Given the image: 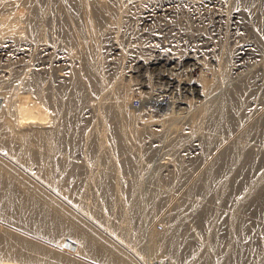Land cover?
Returning a JSON list of instances; mask_svg holds the SVG:
<instances>
[{
	"label": "bare ground",
	"instance_id": "6f19581e",
	"mask_svg": "<svg viewBox=\"0 0 264 264\" xmlns=\"http://www.w3.org/2000/svg\"><path fill=\"white\" fill-rule=\"evenodd\" d=\"M137 1H139L140 3H143L142 5H137V6H140L141 9L144 8L145 13H146V15L144 16L145 20L149 21L150 17L153 15V12L155 11V9L154 10L151 9L152 7L149 8L150 3L156 4V7L158 4L159 6L158 12L161 10L160 13L162 14V10L167 11L170 9L171 6H174V5L177 6L179 3L180 5L181 3L182 5L185 4L181 8H186L184 6H187L188 8V6H190L194 10L195 9L198 10L200 7L206 8V6H210L211 4L214 5V3L218 0H141V1L137 0ZM220 1L222 2V0ZM220 1L218 2L220 3ZM240 1H242V3L244 2V4L246 5L250 4L252 1H255V2L258 1L259 6L260 5L262 7L264 6V0H240ZM240 1L238 3H240ZM130 2L132 3L133 0H0V55L2 56L4 54L6 55L8 53L7 50L9 48L13 49L12 46L13 47L17 46L16 48H19L21 47V44H26V43L36 44L35 45L36 47L38 46L37 44L39 45L41 44L40 46H42L45 49L48 46V44L52 43V41L54 40V39L52 40V38L57 36V33H54L56 35L52 33V32H57V30L60 34V36H57L60 38L56 39L55 37L56 40L54 42L58 41L57 46L63 47L64 51H66L70 47L69 48L70 51L68 50L69 53H67L66 51L68 55L64 53L65 57H63L64 54L63 56H60L58 58L56 57L57 62L60 61L62 62V65L69 67V70L66 68L69 74L68 75L67 73L65 74L64 73L65 68H62V70L64 71L62 72L60 71V73L56 75V80H58V83L56 80L55 82L52 80L53 90L42 86L44 83L43 80L51 71L48 72V74L44 77L43 80L41 78L42 75H40V72L38 73V69L37 71L35 69V72H32V73H28V71H26L28 70L26 69L28 68L27 66H31L32 59L29 62L27 61V64L24 63V61H26L25 59H23V61L21 60V62H23V64H25L26 66V67L24 66V69L19 66L20 69H23L21 72L19 70H18L19 72H13L12 68H15V67H12V68L10 67L7 69L5 68L4 70L1 69L2 71H0V89H2V92H3V95L0 96V219H2V221L9 223L10 225H15L17 227L26 229L27 231H32V233L34 232V234L36 233L37 235H40L48 240H51L52 242L55 243V246H57V247H49L39 241L31 239L30 237L22 233H19L18 231L11 229L10 227L5 226V224L4 225L0 224V264H89L81 260L80 258H78L76 255H85L89 258H94L96 261H99L103 264H145V262L147 263L148 262L147 259H149L147 258L148 256L144 254L142 255L140 254V252L144 250V244L141 240L140 232H137V231L134 232V227L137 224L136 222L141 221L139 218L140 216H138L139 219L138 221L135 222L136 224L133 227L134 216H132V214L135 215V213H138L137 211L141 209L143 206L140 204V201L144 200L142 199L143 194L141 191L143 187V185L141 187V184H143L141 180L144 178V175L142 174V172H143V168L146 169V165L144 164V161L146 160V156H150L152 153V149L150 148V146H147L146 138L149 137L150 139L153 136L155 137L157 136L159 139V137L161 138V135L163 136V134H166L168 132L170 133V135H168V138L172 139V143H174L173 141L175 139L178 140V138L181 137L182 134L186 135V137L188 136V140L190 139L189 136L192 137L191 139H194L195 137L197 138L198 136L197 139H199V142L201 144V146L200 145L199 146L202 149L201 150L202 154L199 159H195L193 161L185 160L187 162L190 161L189 163H187L183 161L184 159L181 156L180 157L182 159L178 156L179 153H177V151H181V150H176L175 144H173L175 148L172 147L171 146L172 144H171L170 147L169 145L168 147L175 150V151H172V149H170L172 152L171 154H173L174 152V158H172L171 161L169 160L170 162H166L161 165H159L161 162L158 163V167L155 168V169L157 168L161 169L162 166L169 167L170 172H171L170 180L164 182L160 178V175L158 176L156 174L155 176L153 174L156 172H153L151 173L153 175L152 176L149 170V174L153 177L151 178L150 176V179H152V182H153V179L155 178L154 184L151 181H149L152 184V185L149 184V186L150 187L153 186L152 191L150 190L151 191L150 192L147 190L148 193L150 192V197H151L150 198L148 196L147 199L149 198L152 199L154 203V205L152 204L154 206L153 209H155L156 210L155 212L158 214L157 209L161 207L162 203L166 199L170 203L168 204V207L166 206L167 208H170L166 210V213L167 212L168 213L165 214L164 211L161 212L165 214V218L162 219L163 217L161 216H163L164 214L163 215L161 214L160 217L162 220L159 219V223L156 219L160 217H157V218H155L154 216L152 217V218H155L153 220H156L157 222L154 221L153 224L151 223L152 224L151 229L154 227L153 225H156V223H158V227L155 229L156 230L155 234L154 233H153L154 235L151 234L154 236L153 238L154 242H153L152 250H151V253H153L152 256L157 257L167 252L170 256L169 257L170 260L173 262H176L177 264L178 263L179 264H264V224H262V222L260 221V219L264 221L263 219L264 218V107L258 111L257 109H255L256 111H253L255 113H249L250 109L252 108L251 109L252 111L254 110L253 108L256 106L254 105L253 107V104L256 103L258 105L257 100L251 97L252 95H255L253 94L254 84L250 83L251 81L254 80L253 76H250L253 79L250 82L245 79L239 82L234 87L232 86V88L229 89L228 91L226 90L227 92H224V90H222L225 94L223 93L224 95L219 97V99L215 98L217 100L216 101L214 100V102L211 101L212 102L211 104L207 103L208 99L206 100L207 104H204V102L200 103L199 101H198V104H196L197 101L195 100L194 97L186 98L187 100L189 99L188 100L189 102L187 103L190 104V106H193L194 104L197 105V107L191 110V112L188 115L186 113L178 114L177 113L178 111L175 112V109H174V112L167 111L168 113L166 112L164 114L160 112L163 116L155 117L154 114H144V112H142L141 110L140 112L139 110L137 111L133 107L131 108L130 106H128V102H130V99L132 98L130 88L131 86L135 87V85H133L135 83L131 82L130 80V82H128L126 86L124 84L125 88L124 87L123 88L126 89L127 87V90H128V93L126 94L125 92H123L121 87H119L120 85L118 84V80H117L118 78H116L118 76H116V74H115V79H113L110 82L109 81L110 79L109 77L111 74L110 70L107 68L109 71H106L107 69L105 68L106 61H108L107 56H106L108 53L106 54L107 51L105 52L106 50L105 47H102V50H101L103 35L105 36L104 39L106 38L107 35H109L108 33L105 35L106 31L108 30L107 28L111 30L110 27L115 26L116 24H119L120 26V24L123 22V19H125L126 21V16L124 18L123 15L124 13L127 14L126 11H128L130 8L129 7ZM135 2L136 1L134 0V3ZM176 2H178V4H175ZM131 7H132L131 11H133V6ZM177 7L180 8L179 6ZM49 9L54 10L53 14L55 15L53 16H54V19L56 18V20L53 22H56L54 23V26L56 25L57 27V30L55 29L56 31L51 30L52 31L51 33L53 35L50 34L52 35V38L49 36L50 39L47 37V34L49 32L48 33L46 32V35L44 34L45 32H43L44 30L46 31L47 28L45 27L49 23V20H48L49 18L48 12H50ZM208 9L209 8L203 9V10L207 11ZM137 10H140V9L137 8ZM171 10L174 11V9H171ZM196 10L195 12H197ZM166 11H165V14H166ZM191 11L190 12L188 11V14L191 13ZM221 13H223V11ZM221 13L219 12L218 14L221 15ZM229 13L231 14V12ZM137 14H139V12L135 11L134 16ZM142 14L140 12L141 16ZM170 14H172V11L170 12ZM185 14L187 15V18H189L188 14L187 13ZM130 16L128 15L127 17H130ZM166 16L164 17L166 18ZM192 16L194 15L192 14ZM154 18H156V16ZM161 18H162L161 20H158L160 21V23L161 21H163V17ZM217 18L219 17H216V20ZM231 18H232L231 20H233V17ZM143 19L144 18H142V20ZM152 19L150 20L151 22H152ZM153 20H156V19H153ZM236 20L238 19L236 18ZM155 22L157 21H154L153 23L156 26H159L157 24H160V23L156 24ZM186 22L190 23V21H186ZM237 23H234V25ZM135 24H136L135 27H138L137 26L138 22ZM148 24L151 26V23H148ZM212 24H215V23L212 22ZM143 25L145 24H142V26ZM156 26L154 27L156 28ZM144 27L143 29L142 28L140 29L144 30ZM185 27H183V29H185ZM204 27L206 26L204 25ZM116 28L117 27H115L113 30H115ZM123 28L121 31H124ZM162 28L164 29V27ZM165 28H167L166 25H165ZM168 28L170 29L169 26ZM105 29L107 30L105 31V33H103ZM140 29L138 28V31ZM160 29L161 28H159L158 30L160 31ZM187 29H190L189 26ZM204 29L205 28H202L203 31ZM155 31L157 30L155 29ZM188 31L191 36L190 30ZM162 32H160V34H162ZM42 33L45 35L44 38L46 37L47 39L51 40V42L48 41V43H46L44 40L42 41V39H44L43 37L41 38ZM171 33L172 32L170 31V36L172 35ZM186 33L184 32L183 34H186ZM154 34L155 33H153L152 36ZM156 34H158V32ZM193 35L194 33H192V36ZM145 36H148V35H145ZM145 36L143 35V38ZM176 36H175V39H176ZM253 37H256V36L254 35ZM112 39L113 37L111 38V40ZM162 39H160L159 41H161ZM109 40L110 38L108 39V41L106 38L107 42L111 41ZM115 40H117L116 36H115L114 42ZM147 40L149 41V39ZM185 40L187 39L185 38ZM246 40H249V38ZM106 41L104 42L106 43ZM121 41H120L119 46L122 44ZM123 41L124 42L126 41V43L128 44L129 40L127 41L124 39ZM150 41H149V45H150ZM152 41H151V44H153ZM155 41H156V38L154 42ZM157 41L155 43H157ZM214 41L216 42V40ZM241 41L243 42L244 40H241ZM256 41H258V39H256ZM131 42L132 41L130 38L129 45L131 44ZM142 42L144 43V41ZM142 42H138V44L137 43L136 44L139 45V43H142ZM162 42H165V40H163ZM168 42L170 43V40L167 41V44ZM178 42L180 41L178 40ZM239 42L237 43L239 44ZM244 42H247L249 44L248 41H244ZM159 43L157 45L162 46ZM173 43L171 44L173 45ZM259 43L264 47V44H262L260 41L258 42V44ZM67 44H70V46H68ZM145 44H147V42ZM258 44H256V47ZM129 45H126V46H129ZM143 45H139V48L141 46L142 47L145 46ZM153 45L151 46L153 47ZM64 46H68V47L66 48ZM116 46L118 45H115V47ZM252 46L253 44L251 45L252 49L255 48L254 46L253 47ZM260 46L258 45L259 48L257 50L264 49V48H260ZM23 47H25V45L22 46V48ZM56 47L54 48L55 50H56ZM129 47H127L128 50H129ZM154 47L156 49V45H154ZM163 47L166 48V46H163ZM163 47L161 49L165 52L166 49L164 48L165 49L164 50ZM32 48H34V45ZM110 48H114V47L112 46ZM169 48L171 47H168L167 49ZM37 49L38 48H36V50L31 49L34 51H29L28 54L30 52L35 53ZM103 49L105 50L103 51ZM119 49L120 48H118V50ZM175 49L177 50V48ZM196 49H194V51ZM211 49H215V48L212 47ZM238 49L237 51L241 49L243 50L245 48L243 47L239 50ZM22 50L24 51V48ZM41 50L43 49L40 48L39 51ZM215 50H213L214 53L212 52L211 54L212 56H216L215 52L217 51ZM233 50H235V47H233ZM8 51L11 52V50H8ZM144 51H142L143 53L141 52V55L145 53ZM146 51H147V48H146ZM194 51L192 50V52ZM223 51L225 50H222V52L220 51V53L222 54ZM228 51H230V49H228ZM232 51L228 53H230L231 55L233 53V55L235 56V53ZM245 51L247 50L245 49ZM262 51L264 52V50ZM121 52H122L121 54L123 55L124 50ZM180 52L181 51L178 52L179 55L182 54V52L181 54ZM226 52H224L226 54V55L224 54V57L227 56ZM252 52L254 51H251L250 53ZM31 53H30V56L32 57L34 53L33 55ZM126 53L127 52H125V54ZM147 53H149L148 54L149 56L151 54L154 57L153 55L154 53L152 54L150 51H147L146 55ZM256 53H259V52L256 51ZM260 53L263 55L262 52ZM230 54L228 55V57H231ZM252 54L254 55L255 53H252ZM38 55L41 56L40 53L37 54V56ZM51 55H54L55 57L56 54L52 53ZM138 55L140 54L138 53ZM146 55L144 54L142 56L144 57ZM196 55L194 53L193 56H196ZM251 55H247L246 57L249 58L248 56H251ZM12 56L6 55L5 58L7 57L12 58ZM30 56L26 58H31ZM124 56H121V59ZM149 56L147 57L149 58ZM173 56L174 55H171L170 57H173ZM184 56H187V55H184ZM188 56H189V53H188ZM54 57H52L51 59H53ZM217 57L218 56H216V58ZM228 57H225L228 59L226 60V63L223 62V64L220 63V65H217L219 67L216 70H214L216 67V64L213 70L212 69L209 70V72L211 70L214 71L213 72L214 75H210L212 77H209V75L206 72L202 71L206 66L210 67L208 66L210 62H208V60H206L204 57L202 58L203 59L202 64L205 65V67L203 66V68H201L200 66V69L202 70H198V71L199 72L201 71V72L198 73L197 77L194 76L195 78L193 77L194 79H191L194 82H195V79L198 80L197 82H199L198 84L201 86L202 88L201 90L203 91V93L205 91V94L204 95L202 94V96L206 95V91L209 94L208 91H212V88L215 85L221 82H224L225 84L226 81L224 80H227L228 77L230 78L229 74H232V73H229L231 70L230 68H233L232 66L234 64L232 66L229 65L231 61L229 60ZM252 57H251V61L252 59H254ZM47 58L48 57L46 56V59ZM130 58L131 57H129L128 60ZM151 58L152 57H150V59ZM178 58H179L178 59L179 61L180 56ZM220 58H223V57L220 55L218 59ZM247 58H244V59H247ZM51 59L48 58V60H51ZM117 59L121 61L120 58L117 57L115 59L113 57V60L115 62ZM133 59H135V55ZM13 60H16V58ZM34 60H37V58ZM38 60L40 61L42 59L40 58ZM124 60H122V63L124 62ZM200 60L199 61L197 60L198 63L200 62ZM220 60L219 61L217 60L218 64ZM240 60H243V59H239V61ZM74 61H77L76 65L72 64ZM239 61H238V64L242 63L240 64L242 66L244 60L242 62L241 61L239 62ZM112 62H111V65L112 66L114 65L113 68L119 65L117 64L118 62H116V65L115 63L112 64ZM164 62H162V64ZM0 63H2V61ZM13 63L15 64L17 62L14 61ZM13 63H10V64L12 65ZM34 63L36 64L35 61ZM248 63L250 64V61ZM262 63L264 64V62ZM14 64L12 66H14ZM52 64L50 65V68L52 67ZM40 65L43 66V64H40ZM199 65L197 64V66ZM212 65L210 68L213 67ZM34 67H38V65L36 64V66ZM192 67L193 66H191V69ZM129 68H130V65H129ZM262 68L264 67L262 66ZM114 69H115L114 71L115 73H117L119 70L120 71L122 70V69L118 70L117 68H114ZM116 69L118 71H116ZM179 69L181 68H178V70ZM258 69L260 70V66ZM111 70L113 72L112 68ZM194 70L196 71L197 69L195 68L193 69V71ZM105 71L109 72L108 78L106 77L108 74H106ZM232 71H235V70L232 69ZM124 72L126 74L127 71L124 70L123 74ZM185 72H186V69H185ZM149 73H146V74H149ZM174 73H176V71ZM211 73L212 72H210V74ZM233 73L235 74V72ZM41 74H43V72ZM52 75H50V77ZM112 75L114 76V74ZM150 76H153V75H150ZM256 76L259 77L261 75H257L256 73V75H254V78ZM50 77H47V78H50ZM121 77L122 76H120V78ZM129 77L131 79V76ZM146 77L148 79V76ZM52 78L54 79L53 76ZM150 78H154V77H150ZM263 78H261L260 80H262ZM179 79L182 80L183 78H180L179 76ZM133 80L134 78L132 79V81ZM191 80L190 82L192 83ZM169 81L171 82V85L169 86V89L167 90H170L171 87L175 86L176 80L173 78V74H172V79ZM41 82H42V85H41ZM141 82L143 81L141 80ZM263 82H264V79L262 83ZM147 83H149V81ZM157 85L158 84H155L154 86H157ZM149 88L150 86L148 87V89ZM165 88L164 89L163 87L160 88L159 92H157L156 95H153L152 96L153 98L151 99L164 102L165 98L163 96L164 95L163 91H166ZM217 88H220V87H216L215 89ZM140 89L141 88L139 87V90ZM258 89H259V86H258ZM260 90L262 91V88ZM132 92H133V88H132ZM137 92H139L141 95L142 93L144 94L147 91L144 92L142 89ZM149 92L146 93V96L148 95ZM180 92L182 93V91ZM135 97L137 98V96ZM251 98L254 99V101L256 100V102L254 103L253 101H251L252 100ZM141 100H142V97H141ZM210 100H212V98ZM184 101L186 100L184 99ZM249 101L252 102L251 104L252 107L248 109L249 110L248 111L247 108L249 107L247 106L250 103ZM153 102L154 100L151 101V103ZM258 102H260V100ZM90 106L94 107L93 109H95L96 116L94 112L93 114L97 120L96 121L94 119L96 124L93 127H91V129L85 126L87 124H85L86 120H84L83 118L84 114L85 115L87 114L85 110L87 108H91ZM261 106L258 108H261ZM146 108L148 109L149 106L148 107L146 106ZM151 108L153 107L151 106ZM144 111H147V110L145 109ZM87 112H88V109H87ZM89 112H88V115H89ZM162 112H163V107H162ZM142 115H146L148 117L145 116L144 118L146 119L143 118L144 119L143 120ZM182 117H186L187 126L189 125L188 130H185L186 132L184 131L182 132L183 125H185L183 123H186V122L179 121V118H182ZM90 119L92 120L93 117ZM89 123L90 122H88V126H89ZM90 124L92 125L93 123H90ZM171 133H173L174 135H172ZM192 135H194L195 137L193 138ZM166 137L164 138L166 139ZM186 137H183V138L186 139ZM185 139L184 141H188ZM197 139H194V141L193 142L191 141V142L195 143V140ZM161 140L162 139H160V141ZM177 140L175 141L177 142ZM179 140H182V143L177 142L178 144H181L180 145L181 147L179 146L178 149H181L182 146L183 147L185 146L182 144L185 143L187 145V143L190 142L189 140L187 143L186 142L183 143L182 138ZM160 141L154 140V144L152 143V146L153 145L155 146L156 144L155 142L159 143ZM165 142L166 140L163 143ZM176 146L178 147V145ZM81 147L84 149V152L81 151L80 149ZM192 148L194 147H191L188 149H192ZM79 149L82 152L80 156L81 155L83 156V153L85 154L84 155L85 158L82 157L84 158V162H81V163L78 157H75V153ZM162 149L166 151L165 147H163ZM155 152L156 151L154 150V154ZM167 152H170V151L168 150ZM199 152H200V149H199ZM154 154L152 156H154ZM184 154L186 155L187 153L185 152ZM188 155L190 154H187V156ZM142 158L145 160H143ZM154 159H155V156H154ZM157 159L159 160V158H156V161ZM148 163L149 162H147V166H148ZM144 165L145 167H143ZM151 165H153V161ZM162 168L164 169V167ZM86 169L88 170V172L89 170L91 172L89 173L90 175L89 174L86 175L87 173L84 174L88 176L87 180L85 179L86 177L83 175ZM166 171L167 170H165L164 172ZM82 175L84 176V180H85L84 182L82 180L83 179ZM142 175H143V178L141 179ZM168 175L169 174H167V176ZM147 179H148V175H147ZM147 179L146 181H144L145 185H146ZM149 186L148 188H150ZM146 187L144 188L147 189ZM119 188L120 189L123 188L124 191L123 190L120 191ZM49 189H54V191H50ZM118 191H120V193L122 194L118 195ZM147 191L144 193H147ZM119 196H121L120 198L124 202L123 204L124 207H121V209L124 208L122 209V211H124L125 213H121V214H125L126 218H128V220L126 221L127 223L125 222V224L123 221L119 223L120 220L117 217H115L117 218L116 219L117 223L110 217L111 215L115 216L113 213H116V211L113 212V210H115L113 209L114 208L113 206H115L114 202L115 200L118 199L117 197ZM63 198L65 200H69V202L70 201L73 202V205L76 204L75 205L76 207L79 206L80 208L78 209L79 211L82 208H84L87 211L85 212L93 217L92 218L93 220L95 217V220L97 219L96 221L98 220L101 221L100 223L107 226L108 230L110 229L112 233L116 234L120 238V240H122L126 244L127 247L129 246L130 248H132L137 253L138 257L135 258L136 256L134 257L133 255L128 253L125 249L121 247V245L119 246L117 243H115L116 241L110 240L101 231L93 227L89 222L84 220L77 213H75L73 210L65 206L63 203ZM120 198L119 200H121ZM122 201H121V204H122ZM144 203H146V199ZM146 204H145V207H146ZM228 204H230L229 205L230 208H227L229 207L227 206ZM163 205H166V204H163ZM120 206H118V209L120 208ZM149 211H152L151 208H149L148 212ZM153 214L154 212L152 213V215ZM142 215H141V219L142 217H144V220H145L148 214H145V216L144 215L142 216ZM136 216L137 215H135V218ZM155 216H158V215H155ZM142 224H143V221H142ZM144 224H145V221H144ZM144 224L142 228L144 227ZM149 224H150V221H149ZM137 226H139V224ZM142 228H141V232L143 231ZM149 231L151 233L154 232V230L153 231L148 230L147 232L149 233ZM116 235L115 237L118 238ZM143 238L146 240L145 237ZM147 240L151 241L152 239H147ZM259 241L261 243H259ZM123 242L122 244H124ZM64 245H66V248L63 247ZM58 247H61V249H59ZM158 258L160 259V257ZM166 258L164 259L161 258V260L162 259L165 260ZM152 259L150 258V260ZM156 264H157V261H156Z\"/></svg>",
	"mask_w": 264,
	"mask_h": 264
},
{
	"label": "rangeland",
	"instance_id": "374dc122",
	"mask_svg": "<svg viewBox=\"0 0 264 264\" xmlns=\"http://www.w3.org/2000/svg\"><path fill=\"white\" fill-rule=\"evenodd\" d=\"M136 2L134 3V0H133V2L131 3L130 2V4H129V13H128V11H126L127 12V14L126 13H124V18H125V16H126V21H125V19H123V22L120 24V26H119V24H116L115 26H112V27H110L111 28V30L109 29V28H107V29H105L104 30V32L103 33H105V31H106V33H105V35L108 33L109 35H110V33H111V35L109 36V35H107L106 36V38H107V41H108V39L110 38V40H111V38L113 37V39L110 41V42H107L106 41V38L104 39V35H103V41H102V46H101V50H102V47H105V49H103V51L105 50V52H106V56H107V60L108 61H106V65H105V68L107 69H109L110 70V77H109V72H106V71H109L108 69L105 71V73L106 74H108L106 77L108 78H110L109 79V81L111 82L113 79H115V74H116V76H118V77H116V78H118L117 80H118V84L120 85L119 87H121V89L123 90V92H125L126 94L128 93V90H127V87H126V89H124L125 88V86H126V84L128 83V82H130V80H131V82H133V83H135V84H133V85H135V87L133 86H131V94H132V98L130 99V102H128V106H130L131 108L133 107V108H135L137 111L139 110H141L142 112H144V114H154L155 115V117L157 116V117H161V116H163L162 114H164V113H166L167 111L168 112H174V109H175V112H177L178 114H189L190 112H191V110H193V109H195L196 107H197V105L196 104H198V101L201 103V102H204V104H211L212 102H214V100L216 101L217 99H219V97H221L222 95H224L225 93L224 92H227L229 89H231L232 88V86L234 87L235 85H237L239 82H241V81H243V80H248L249 82L251 81V80H253V81H251L250 83L251 84H254L253 85V88H254V93L253 94H255L256 95V97H255V95H252L251 97L252 98H255L256 100H257V103H258V105H263L264 104V82L262 83V81H263V77H264V75H262V74H264V68H262V66L264 67V64L262 63V62H264V52L262 51V50H264V49H259V50H257L259 47H258V45L260 46L261 44L259 43L258 44V42L260 41L262 44H264V40H263V38H264V9H263V7L260 5L259 6V2L257 3V2H255V1H252L250 4H244V2L242 3V1H240V3H238L239 1L238 0H222V2L220 1V0H218V1H220V3L218 2V1H216L215 3H214V5L213 4H211L210 6H206V8L205 7H200L198 10H196L197 12H195V10L192 8V7H190V6H188V8H187V6H184V7H186L187 9H188V11L190 12L191 10V13H189L188 14V11H187V9L186 8H181L183 5H185V4H183L182 5V3H181V5H180V3L178 4V2H176L175 4H178L177 6H179L180 8H178L176 5H174V6H171L170 7V9L169 10H162V14H164V15H162L160 12H161V10L158 12V4H157V7H156V4H154V3H150L149 4V8H151V9H155V11L153 12V15L150 17V19H149V21L153 18V19H156V20H153L152 19V22L150 21H148V20H145V15H146V13H145V10H144V8H142L141 9V7L140 6H137V5H142L143 3H140L139 1H137V0H135ZM141 1V0H140ZM138 3V4H137ZM134 4H136V5H134ZM153 4V5H152ZM217 4H219V5H217ZM221 4V5H220ZM133 6V11H131V9H132V7L131 6ZM219 6V7H217V6ZM215 6V7H214ZM135 7H136V9H135ZM156 7V8H155ZM51 8V7H50ZM137 8L138 9H140V10H137ZM178 8V9H177ZM207 8H209L207 11L206 10H203V9H207ZM215 8V9H214ZM171 9H174V11L173 10H171ZM186 9V10H185ZM142 10V11H141ZM144 10V11H143ZM183 10V11H182ZM218 10V11H217ZM219 10H221V11H219ZM49 11L50 12H48L49 13V18H48V20H49V23H48V25L45 27V28H47L48 29V31H47V29H46V31L44 30H42L43 32H45L44 34L46 35V32L48 33L47 34V37L49 38V36L52 38V35L54 34V33H57V36H60V34H59V32H58V30H57V27H56V25L54 26V23H56V22H53V21H55L56 20V18L54 19V16L53 15H55V14H53L54 13V10H51V9H49ZM135 11L137 12H139V14H137V15H139V16H137V15H135L134 16V13H135ZM157 11V12H156ZM165 11H166V14H165ZM172 11V14H170V12ZM205 11V12H204ZM223 11V13H221ZM52 12V13H51ZM140 12H141V14H142V16L140 15ZM194 12V13H193ZM199 12V13H198ZM201 12V13H200ZM203 12V13H202ZM213 12V13H212ZM221 13V15H219L218 13ZM229 12H231V14L229 13ZM238 14H237V13ZM145 13V14H144ZM158 13V14H157ZM185 13H187L188 14V17L190 18H187V15L185 14ZM215 13V14H214ZM225 13V14H224ZM231 15H229V14ZM130 14H131V16H130ZM169 14V15H168ZM192 14L194 15V16H192ZM198 14H200V15H198ZM229 16H228V15ZM234 14H235V16H234ZM50 15H52V16H50ZM130 16V17H127V16ZM167 15V16H166ZM184 15V16H183ZM186 15V16H185ZM196 15V16H195ZM239 16V18H238V16ZM141 16V17H140ZM156 16V18H154ZM164 16H166V18L164 17ZM191 16V17H190ZM220 16H222V17H220ZM237 16V17H236ZM136 17V18H135ZM138 17V18H137ZM161 17H163V21H161V23H160V21H158V20H161L162 18ZM169 17V18H168ZM185 17H186V19H185ZM216 17H219V18H217V20H216ZM231 17H233V20H231L232 18ZM142 18H144L143 20H142ZM160 18V19H159ZM164 18H165V20H164ZM236 18L239 20H236ZM52 19H54V20H52ZM130 19V20H129ZM215 19V20H214ZM142 20V21H141ZM212 20H214V21H212ZM218 20H219V22H218ZM138 22V24H137V26L138 27H135L136 26V24L135 23H137ZM145 21V22H144ZM154 21H157V22H155L156 24L157 23H160V24H157V25H159V26H156L153 22ZM186 21H190V23L189 22H186ZM235 21V22H234ZM131 25H129L128 23ZM139 22H140V24H139ZM143 22V23H142ZM166 22V23H165ZM167 22H168V24H167ZM212 22L213 23H215V24H212ZM238 22V23H237ZM51 23V24H50ZM125 23V24H124ZM148 23H151V26L153 27H151ZM153 23V24H152ZM188 23H189V25H188ZM234 23H237V24H235L234 25ZM123 24V25H122ZM142 24H145V25H143L142 26ZM148 24V25H147ZM166 25V27L167 28H165V25ZM173 24V25H172ZM50 25V26H49ZM156 26V28L154 27V26ZM164 25V26H163ZM170 27V29L168 28V26ZM172 25V26H171ZM204 25L206 26V27H204ZM52 26V27H51ZM53 26H54V28H53ZM123 26H124V28H123ZM127 26V27H126ZM139 26H141V27H139ZM147 28H145V27ZM174 26V27H173ZM186 26V27H185ZM188 26H189V28L190 29H187L188 28ZM235 26H236V28H235ZM49 27V28H48ZM51 27V28H50ZM115 27H117L115 30H113ZM129 27V28H128ZM143 27H144V30H142L143 29ZM162 27H164V29H169V30H164ZM183 27H185V29L187 30H185V29H183ZM119 28V29H118ZM122 28L124 29V31H125V33H124V31H121L122 30ZM137 28V29H136ZM138 28L140 29V28H142V29H140L141 30V32H140V30L138 31ZM152 29V31H151V29ZM159 28H161L160 29V31L158 30ZM201 28V29H200ZM202 28H205L204 29V31L202 30ZM57 30V32H52V31H54V30ZM149 29V30H148ZM153 29H154V31H153ZM155 29L157 30V31H155ZM52 30V31H51ZM55 30V31H56ZM110 30V31H109ZM136 30V31H135ZM146 30H147V32H146ZM164 31V32H162V31ZM175 30H177V31H175ZM179 30H180V32H179ZM185 30V31H184ZM188 30H190V33H191V36H192V33H194V35L193 36H195V37H191L190 36V34H189V31ZM116 33H115V32ZM117 31H119V32H117ZM138 31V32H137ZM142 31H144V32H142ZM148 31H149V33H148ZM166 31V32H165ZM170 31L172 32L171 34V36H170ZM173 31H175V32H173ZM53 34H52V33ZM122 32V33H121ZM135 32V33H134ZM158 32V34H156ZM160 32H162V34H160ZM169 32V33H168ZM186 33V34H183V33ZM114 33H115V35H114ZM121 33V34H120ZM124 33V34H123ZM133 34V35H131V34ZM138 33H139V35H138ZM142 33V34H141ZM147 33V34H146ZM153 33H155L153 36H152V34ZM167 33V34H166ZM174 33V34H173ZM181 33V34H180ZM234 33H236V34H234ZM238 33V34H237ZM43 33L41 34L42 36H41V38L43 37L44 38V35ZM50 34H52V35H50ZM113 34V35H112ZM118 34V35H117ZM151 34V35H150ZM187 34H189V35H187ZM54 35H56V34H54ZM129 35V36H128ZM131 35V36H130ZM141 35V36H140ZM143 35L145 36V35H148V36H145L144 38H143ZM158 35H159V37H158ZM165 35H167V36H165ZM174 35V36H173ZM176 35H178V36H176ZM181 35V36H180ZM187 35V36H186ZM256 36V37H253V36ZM57 36H55L56 37V39L57 38H60V37H57ZM115 36H116V39L117 40H115V42H114V39H115ZM121 36H125L124 37V39L125 40H129L128 41V44L126 43V41L124 42L123 40V37H121ZM133 36V37H132ZM163 36V37H162ZM169 36V37H168ZM175 36H176V39H175ZM180 36V37H179ZM188 36H190L191 38H193L194 39V41H193V39H191L190 37H188ZM244 36V37H243ZM54 37V36H53ZM55 37L54 38H52V43H50L51 42V40H49V39H47L46 37L44 38V39H42V41L44 40L46 43H48V41H50L49 43L50 44H48V46L46 47L47 49H48V51H47V49L45 48H43L42 46H40L39 44H37L38 46L36 47L35 45L36 44H33L34 45V48H32L33 47V45L32 44H29V43H26V44H21V47H19V48H16L17 46H12V48L13 49H8V50H11V52H12V54H11V52L10 51H8L7 50V56H12V58L13 59H15L16 58V60H13L11 57H7V58H5V54L2 56V55H0V62L2 61V63H0V71H2V70H4L5 68L7 69V68H12V67H15V68H12V70H13V72H21L23 69H24V66H25V64H23V62H21V60L23 61V59H25L26 61H24V63H26L27 64V61L29 62V61H31V59H32V63H33V65L34 66H36V64L38 65V67H34L33 65H32V63H31V66H27L28 68H26V69H28V70H26V71H28V73H32V72H35V69H36V71H37V69H38V73L40 72V75H42L41 76V78H42V80L44 79V77L48 74V72L49 71H51L49 74L50 75H52L53 77H54V79L52 78V76L50 77V75L48 74L46 77H45V79L43 80L44 81V83H43V85H42V82H41V85L43 86V87H46V88H50L51 90H53V81L55 82V80H56V75L58 74V73H60V71L62 72V71H64L65 70V74L67 73V75L69 74V72H68V70H69V67H67V66H64V65H62V62H60V61H58L57 62V59H56V57L58 58V57H60V56H63V54L65 53L66 55H68L67 53H69L68 52V50H69V48L66 50V48L68 47V46H70V44H67L68 46H64V47H66L65 48V50L67 51V53H66V51H64V48L63 47H58L57 45V42H54L56 39H55ZM139 37H141V38H139ZM149 37H151V38H149ZM153 37H155L156 38V41H157V43H155L154 42V40H155V38H153ZM180 39H179V38ZM181 37H183V38H181ZM249 38V40H246V39H248ZM119 38V39H118ZM121 38V39H120ZM130 38H131V44L129 45V43H130ZM133 38V39H132ZM149 39V41L151 40H153L152 41V43L154 44V45H156V49H155V47H154V45L153 44H151V41H150V45H149V41L147 40V39ZM162 39L161 41H159L160 39ZM167 38H168V40H167ZM170 38V39H169ZM174 38V39H173ZM185 38L187 39V40H185ZM245 38V39H244ZM252 38V39H251ZM258 39V41H256V39ZM260 38H262V39H260ZM47 39V40H46ZM136 39H137V41H136ZM140 39H141V41H140ZM180 41V42H178V40ZM184 39V40H183ZM240 40V42H239V40ZM260 39V40H259ZM122 40V41H121ZM147 40V41H146ZM163 40H165V42H162ZM169 41L170 40V43L168 42V44H167V41ZM176 40V41H175ZM182 40V41H181ZM197 40V41H196ZM212 40V41H211ZM214 40H216V42L214 41ZM241 40H244V41H248L249 42V44L247 43V42H242ZM104 41H106V43L104 42ZM119 42V43H117V42ZM120 41L122 42V46L120 45L119 46V44H120ZM133 41H135V42H133ZM142 41H144V43L142 42ZM173 41H174V43H173ZM212 43H211V42ZM252 41V42H251ZM263 41V42H262ZM103 42H104V44H103ZM112 42V43H111ZM138 42H142V43H139V45H143L144 47H140L139 48V45H137L138 44ZM147 42V44H145ZM160 42V43H159ZM237 42H239V44L237 43ZM244 43V44H242V43ZM254 42V43H253ZM54 43V44H53ZM56 43V44H55ZM108 43V44H107ZM126 43V44H125ZM135 43V44H134ZM137 43V44H136ZM160 44V45H162V46H159V45H157V44ZM162 43V44H161ZM171 43H173V45L171 44ZM176 43V44H175ZM216 43V44H215ZM236 43V44H235ZM246 43H247V45H246ZM251 43V44H250ZM258 44L257 45V47H256V44ZM29 44V45H28ZM52 44H53V46H54V48L56 47V50L53 48V46H52ZM110 44H111V46H110ZM113 44V45H112ZM124 44V45H123ZM217 45V46H215V45ZM238 44V45H237ZM253 44V46L255 47V48H251V45ZM25 45V47L27 48H25V47H23L24 48V51L22 50L23 48H22V46H24ZM30 45H32V46H30ZM105 45V46H104ZM115 45H118V46H116L115 47ZM126 45H129V46H131V47H129V46H126ZM135 45V46H134ZM149 47H148V46ZM151 45H153V47L151 46ZM235 45V46H234ZM20 46V45H19ZM28 46V47H27ZM39 46H40V48H42L43 50H41V51H39L40 50V48H39ZM108 46H109V48H108ZM114 47V48H110V47ZM135 48H134V47ZM138 46V47H137ZM151 46V47H150ZM159 46V47H158ZM163 46H166V48L165 47H163ZM172 46H174L175 48H177V50L174 48V47H172ZM193 46H194V48H193ZM213 48H215V49H217V50H215V49H211L212 47ZM237 46V47H236ZM240 48H239V47ZM247 48H246V47ZM252 46V47H253ZM125 47H126V49H125ZM127 47H129V50H128V48ZM136 47H137V49H136ZM163 47V49L165 50V52L161 49ZM168 47H171V48H169V49H167ZM190 47V48H189ZM191 47H192V49H191ZM217 47V48H216ZM233 47H235V50H233ZM245 48L247 51H245V49H241V48ZM15 48H16V50H15ZM36 48H38L37 49V51H38V53H37V51H35V53L34 52H30L32 55H33V53H34V55L31 57L30 56V53L28 54V52L29 51H34V50H36ZM50 48V49H49ZM53 50H52V49ZM59 49V51H58V49ZM118 48H120L119 50H118ZM124 48V49H123ZM140 50H139V49ZM146 48H147V51H150L153 55H154V57L150 54V56L148 55L149 53H147V55H146ZM151 48H152V50H151ZM153 48H154V50H153ZM197 48V49H196ZM225 48V49H224ZM241 49V50H239V49ZM260 48H264L262 45L260 46ZM31 49H34V50H31ZM110 49V50H109ZM133 49H134V51H133ZM136 49V50H135ZM157 49H159V50H157ZM172 49H173V51H177L176 53L175 52H173L172 51ZM194 49H196L195 51H194ZM228 49H230V51H232V52H234L235 53V56L233 55V53H232V55L230 54V53H228V52H230V51H228ZM232 49V50H231ZM237 49L239 50V51H237ZM256 49V50H255ZM21 51V53H20V51ZM44 50H45V52H44ZM112 50H113V52H112ZM124 50V53H123V55L121 54L122 52L121 51H123ZM145 50V51H144ZM162 50V51H161ZM168 50V51H167ZM183 50H184V52H183ZM187 50V51H186ZM192 50L194 51V52H192ZM211 50V51H210ZM213 50H215V51H217V52H215L216 53V56H222L223 58H220V59H218V57L216 58V56H212L211 54H212V52L214 53V51ZM219 50V51H218ZM222 50H225V51H223V53L221 54L220 53V51L222 52ZM226 50H227V52H226ZM13 51H14V53H13ZM16 51V52H15ZM27 51V52H26ZM53 51H55V52H53ZM63 53H62V52ZM70 51V50H69ZM102 51V52H103ZM111 51V52H110ZM130 51V52H129ZM132 51V52H131ZM142 51H144L145 53V55L146 56H142V55H144V54H142L141 55V52ZM179 51H181L182 52V54H184V55H187V56H184V55H182L181 54V52H180V54L182 55H179ZM191 51V52H190ZM198 51V52H197ZM204 53H203V52ZM209 51V52H208ZM235 51H237V52H235ZM251 51H254V52H252V53H255L254 55L252 54V53H250ZM256 51H258L259 53L260 52H262L263 53V55L260 53H256ZM10 52V53H9ZM24 52V53H23ZM104 52V53H105ZM115 52H116V54H115ZM120 52V53H119ZM125 52H127L126 54H127V56H126V54H125ZM137 52V53H136ZM158 52H160V53H158ZM167 52V53H166ZM171 52H173V53H171ZM202 52V53H201ZM224 52H226L227 53V56H225V57H228V55L230 54V56L231 57H228L229 58V60L232 62V60H233V62L231 63H229V65H233L232 67L233 68H230L231 70H230V72L229 73H232V74H229L230 75V78L228 77L227 78V80H224V81H226L225 82V84H224V82H221V83H219V84H217V85H215L213 88H212V91H208L209 92V94L207 93V91H206V97L205 96H202V94L204 95L205 94V91H204V93H203V91L201 90L202 88H201V86L198 84L199 82H197L198 80H196L195 79V82L193 81V80H191V79H194L195 77L194 76H196L197 77V75H198V73H200L198 70H202V69H200V66H201V68H203V66L205 67V65H203L202 63H203V57L205 58L206 56V60H208V62H210V64H208V63H206V64H208V66H210L211 67V65L213 64V62H214V64L212 65L213 67L212 68H210V67H205L204 69L206 70H202V71H204V72H206L208 75H209V77H212V76H210V75H214V71H212L213 70V68L215 67V64H216V67H215V69L214 70H216L219 66H217V65H220V63H222L223 64V62L224 63H226V60H228L227 58H225L224 57ZM247 52V53H246ZM40 53V55L41 56H37V54H39ZM44 53V54H43ZM48 53V54H47ZM52 53H54V54H56L55 55V57H54V55H51ZM114 53V54H113ZM119 53V54H118ZM130 53H131V55H130ZM138 53L140 54V55H138ZM143 53V52H142ZM156 53V54H155ZM158 53V54H157ZM178 53V54H177ZM186 53V54H185ZM188 53H189V56H188ZM193 53V54H192ZM194 53H195V55H196V53H197V55L196 56H198V57H196V56H193L194 55ZM219 53V54H218ZM249 53V54H248ZM11 54V55H10ZM21 54H23V55H21ZM59 54V55H58ZM65 54H64V56L63 57H65ZM112 54V55H111ZM117 54H118V56H117ZM124 54H125V56H124ZM160 54V55H159ZM174 55L173 57H170L171 55ZM192 54V55H191ZM206 54H208V55H205ZM210 54V55H209ZM253 55V57H252V55L251 56H248L249 58H247L246 56L247 55ZM15 55H16V57H15ZM28 55V56H27ZM58 55V56H57ZM133 55V56H132ZM134 55H135V59H133L134 58ZM138 55V56H137ZM164 55V56H163ZM177 55H178V57L180 56V60L178 61V57H177ZM191 55V56H190ZM201 55H203V56H201ZM213 55H215V54H213ZM226 55V54H225ZM241 55V56H240ZM245 57H244V56ZM31 57V58H26V57ZM35 56H37V57H35ZM46 56L49 58V59H51L52 57H54L53 59H51V60H48V58L46 59ZM50 56H52V57H50ZM109 56H111V57H109ZM116 59L117 57L118 58H120V60L121 61H119V59H117L116 60V62H118L117 64H119V65H117V67L115 66L114 68H117L118 70L119 69H124L125 71H130V72H128V74H127V72H126V74H125V72H124V74H123V71L121 70H117L116 69V71H118L117 73H115L114 71H115V69L113 68V66L111 65V62H112V64H114L115 63V65H116V62L113 60V57ZM116 56V57H115ZM120 56V57H119ZM121 56H124V57H122V59H121ZM131 57L130 59H132V60H128V58L129 57ZM139 58H137V57ZM140 56V57H139ZM147 56H149V58L147 57ZM157 56H159V57H157ZM161 56V57H160ZM201 56V57H200ZM233 56V57H232ZM255 56V57H254ZM256 56H258V57H256ZM260 56V57H259ZM1 57H2V59H1ZM4 57V58H3ZM109 57V58H108ZM133 57V58H132ZM141 57H143V58H141ZM150 57H152L151 59H150ZM170 59H169V58ZM184 57V58H183ZM236 57H238V58H236ZM251 57L252 58H254V59H252V61H251ZM262 57V58H261ZM36 59L37 58V60H34V59ZM42 59V60H38V59ZM166 58H167V60H166ZM171 58H172V60H171ZM185 60H183V59ZM210 58V59H209ZM212 58H213V60H212ZM215 58V59H214ZM232 60H231V59ZM244 58H247V59H244ZM6 59H8V60H6ZM12 59V60H11ZM27 59H29V60H27ZM56 59V60H55ZM125 59V60H124ZM136 59H137V61H136ZM147 61H145V60ZM201 59V60H200ZM204 59V60H205ZM239 59H243V60H240L241 62L243 61V65L241 66L240 64H242V63H240V64H238V61H239ZM249 59V60H248ZM256 59V60H255ZM122 60H124V62L122 63ZM150 62H149V61ZM152 60V61H151ZM164 60H165V62H164ZM171 60V61H170ZM176 60V61H175ZM193 60V61H192ZM200 60V62L198 63V61ZM220 60V62H219V64H218V61ZM3 61H5V62H3ZM9 61V62H8ZM17 62V63H15L16 64V66H15V64L13 63V62ZM18 61H19V63H18ZM34 61L36 62V64L34 63ZM50 61H52L53 62V64L55 65H53L52 64V62H50ZM129 62V63H127V62ZM132 61V62H131ZM184 61V62H183ZM191 61V62H190ZM197 61V62H196ZM202 61V62H201ZM234 61H235V63H234ZM239 61V62H240ZM246 61H250V64L248 63V62H246ZM255 61V62H254ZM42 62V63H41ZM48 63V64H46V63ZM109 63V65H108V63ZM120 62V63H119ZM162 62H164L163 64H162ZM174 62V63H173ZM177 62V63H176ZM183 62V63H182ZM195 62V63H194ZM205 62V61H204ZM217 62V63H216ZM228 62V61H227ZM236 62H237V64H236ZM10 63H13L14 64V66H12ZM20 63H22V64H20ZM61 63V64H60ZM125 63V64H124ZM127 63V64H126ZM141 63V64H140ZM170 63H172V64H170ZM182 63V64H181ZM188 65H187V64ZM40 64H43V66L42 65H40ZM44 64H45V66H44ZM52 64V67L50 68V65ZM72 64H77V61H74ZM132 64V65H131ZM134 64V65H133ZM154 64V65H153ZM165 64V65H164ZM174 64V65H173ZM177 64H179V65H177ZM191 64V65H190ZM193 64V65H192ZM197 64L199 65V64H201V65H199V66H197ZM205 64V63H204ZM248 66H247V65ZM9 65V66H8ZM23 67H22V66ZM46 65H48V66H46ZM108 65V66H107ZM111 65V66H110ZM129 65H130V68H129ZM169 65V66H168ZM196 65V66H195ZM244 65H246V66H244ZM3 66H4V68H3ZM6 66V67H5ZM19 66L21 67V68H23V69H20L19 68ZM40 66H41V68H40ZM64 66V67H63ZM69 66V65H68ZM119 66V67H118ZM122 66V67H121ZM137 68H136V67ZM146 66V67H145ZM177 66V67H176ZM179 66V67H178ZM181 66V67H180ZM191 66H193L192 67V69H191ZM230 66V67H231ZM245 68H244V67ZM259 66H260V70H261V72H262V74H261V72H260V70L258 69L259 68ZM26 67V66H25ZM34 68V69H32V68ZM49 67V68H48ZM135 69H134V68ZM138 67H139V69H138ZM144 67V68H143ZM174 67V68H173ZM184 67V68H183ZM199 67V68H198ZM235 67V68H234ZM238 67V68H237ZM243 69H242V68ZM17 68V69H16ZM42 68H44V69H42ZM62 68H65L64 70H62ZM68 70H67V69ZM111 68L113 69V72H112V70H111ZM129 68V69H128ZM133 70H132V69ZM163 68V69H162ZM178 68H181V69H179L178 70ZM187 68H188V70H187ZM197 69L196 71L194 70L193 71V69ZM206 68H208V69H206ZM2 69V70H1ZM50 69V70H49ZM138 69V70H137ZM169 69V70H168ZM185 69H186V72H185ZM210 69H212L210 72H212L211 74H210V72H209V70ZM232 69L233 70H235V71H232ZM242 69V70H241ZM19 70V71H18ZM33 70V71H32ZM40 70V71H39ZM41 70H43V71H41ZM56 70V71H55ZM59 70V71H58ZM66 70H67V72H66ZM135 70V71H134ZM153 70V71H152ZM161 70V71H160ZM165 72H163V71ZM167 70V71H166ZM256 70H258V71H256ZM45 71V72H44ZM148 71V72H147ZM176 71V73H174V72ZM251 73H250V72ZM43 72V74H41ZM149 73V74H146V73ZM169 72V73H168ZM181 72H182V74H181ZM233 72H235V74L233 73ZM248 72H249V74H248ZM255 72V73H254ZM120 73V74H119ZM122 73V74H121ZM158 73V74H157ZM163 73V74H162ZM188 75H187V74ZM197 73V74H196ZM256 73H257V75H261V76H256L255 78H257L258 80H260L261 78H263L262 80H260V81H258L257 79H255L254 78V75H256ZM112 74H114V76L112 75ZM118 74V75H117ZM171 74V75H170ZM172 74H173V78L176 80L175 81V86L177 87H171V89L170 90H167V89H169V86L171 85V82L169 81V80H171L172 79ZM174 74H176V75H174ZM181 74V75H180ZM194 74V75H193ZM150 75H153V76H150ZM158 75H159V77H160V79H159V77H158ZM164 75V76H163ZM170 75V76H169ZM120 76H122L121 78H120ZM129 76H131V79H130V77ZM139 76V77H138ZM146 76H148V79H147V77ZM176 76H178V77H176ZM179 76H180V78H183L182 80L181 79H179ZM191 76H192V78H191ZM250 76H253V79H252V77H250ZM47 77H50V78H47ZM138 77V78H137ZM150 77H154V78H150ZM194 77V78H193ZM47 78V79H46ZM52 78V79H51ZM127 78H128V80H127ZM134 78V80L132 81V79ZM140 78V79H139ZM149 78H150V80H149ZM158 78V79H157ZM177 78V79H176ZM187 78H188V80L190 79L191 81H192V83L190 82V80L188 81L187 80ZM49 79V80H48ZM124 79V80H123ZM138 81H137V80ZM154 79V80H153ZM157 79V80H156ZM53 80V81H52ZM108 80V79H107ZM126 80V81H125ZM136 80V81H135ZM141 80L143 81V82H141ZM178 80V81H177ZM257 80V81H256ZM48 81V82H47ZM57 81V83H58V80H56ZM149 81V83H151L152 81V85L154 84H158V85H160V86H152L151 84H149V83H147ZM161 81V82H160ZM163 81V82H162ZM180 81V82H179ZM47 82V83H46ZM51 82V83H50ZM137 82H138V84H137ZM141 84H140V83ZM261 82V83H260ZM46 83V84H45ZM57 83H55V84H57ZM121 83V84H120ZM146 83V84H145ZM166 83V84H165ZM178 83H179V85H180V87H179V85H178ZM232 85H231V84ZM51 84V85H50ZM124 84H125V86H124ZM149 84V85H148ZM162 84V85H161ZM167 84H168V86H167ZM177 84V85H176ZM191 84V85H190ZM198 84V85H197ZM256 84H258V85H256ZM46 85V86H45ZM138 85H139V87L141 88L140 90H142L143 89V91L144 92H149L150 90V92L148 93V95H149V97H148V95L146 96V93H142L141 95H140V93L139 92H137V91H140L139 90V87H138ZM142 85V86H141ZM183 85H185V86H187V87H185V86H183ZM261 85H263V86H261ZM150 86V88L148 89V87ZM163 87V89L165 88V86H166V88H165V90L166 91H163V96H164V98H165V100H164V102H161V101H157V100H155V99H151V98H153L152 96L153 95H156V93L157 92H159V90H160V88H162ZM192 86V87H191ZM258 86H259V89H258ZM261 86V87H260ZM124 87V88H123ZM152 87V88H151ZM185 87V88H184ZM216 87H220V88H217V89H215ZM222 87V88H221ZM132 88H133V92H132ZM146 88V89H145ZM159 88V89H158ZM262 88V91L260 90ZM49 89V90H50ZM129 89V90H130ZM153 89V90H152ZM179 89H180V91H182V93L179 91ZM191 89V90H190ZM196 89V90H195ZM219 89V90H218ZM137 90V91H136ZM156 92H155V91ZM175 90V91H174ZM179 91V93H178V91ZM193 93V95H192V93L190 92V91ZM221 90V91H220ZM222 90H224V92L222 91ZM227 90V91H226ZM257 90H259V91H257ZM152 91H153V93H152ZM185 91V92H184ZM199 91V92H198ZM216 91V92H215ZM219 91V92H218ZM261 91V92H260ZM155 92V93H154ZM166 92V93H165ZM170 92V93H169ZM174 92V93H173ZM175 92H176V94H175ZM202 92V93H201ZM210 92H212V93H210ZM139 93V94H138ZM173 93V94H172ZM201 93V94H200ZM214 93V94H213ZM220 93V94H219ZM224 93V94H223ZM257 93H258V95H257ZM262 94V95H260V94ZM185 94V95H184ZM3 95V92H2V89H0V96H2ZM170 95V96H169ZM179 95V96H178ZM182 95V96H181ZM210 95V96H209ZM220 95V96H219ZM135 96H137V98L135 97ZM138 96H139V98H138ZM142 97V100H141V97ZM182 97V99H181V97ZM201 96V97H200ZM217 96V97H216ZM171 97V98H170ZM179 97V98H178ZM192 97H194L195 98V100L197 101V103L196 104H194L193 106H190V104H188L187 102H189L186 98H192ZM204 97V98H203ZM197 98V99H196ZM212 98V100H210ZM215 98H217V99H215ZM251 98V99H252ZM145 99H146V101H145ZM151 99V100H150ZM173 99V100H172ZM176 99H178V100H176ZM183 101H181V100ZM184 99L186 100V101H184ZM199 99V100H198ZM200 99H202V100H200ZM208 99V100H207ZM250 99V100H251ZM150 100V101H149ZM154 100V102H156V103H151V101H153ZM208 102H207V101ZM210 100V101H209ZM256 100L254 101V99H252L251 101H253L254 103L256 102ZM260 100V102H262V103H260V102H258ZM149 101V102H148ZM212 101V102H211ZM135 104H134V103ZM174 102V103H173ZM207 102V103H206ZM210 102V103H209ZM250 102V101H249ZM248 102V103H249ZM133 103V104H132ZM148 103V104H147ZM149 103H150V105H149ZM159 103H160V105H159ZM169 103V104H168ZM252 102H250L249 104H248V106L247 107H249V108H247V110L248 109H250L251 107H252ZM158 105V106H157ZM172 105V106H171ZM180 105V106H179ZM186 105V106H185ZM254 105H256L255 107H254ZM256 103L255 104H253V109L254 110H252L251 111V109H250V111H249V113H255V112H253V111H256L255 109H257V111L258 110H261L263 107H264V105L263 106H261V108H258V107H260V106H258ZM143 106H144V108H143ZM146 106L148 107L149 106V108H151V106L153 107V108H151V109H147L146 108ZM156 106V107H155ZM190 106V107H189ZM258 106V107H257ZM91 108H87L88 109V112H89V115H88V112H87V109L85 110L86 111V115H88V116H86L85 114H84V116H83V118H84V120H86L85 122V124H87V125H85V126H87L89 129H91V127H93L95 124H96V122H95V120H96V118H95V116H96V113H95V109H93L94 107H92V106H90ZM157 107H158V109H157ZM162 107H163V112H162ZM170 107H172V108H170ZM189 107V108H188ZM137 108H139V109H137ZM155 108V109H154ZM90 109V110H89ZM147 110V111H144V110ZM157 109V110H156ZM150 110H151V112H150ZM153 110V111H152ZM160 110V111H159ZM183 110V111H182ZM92 111V112H91ZM140 111V112H141ZM186 111V112H185ZM93 112H94V114H95V116H94V114H93ZM154 112V113H153ZM162 114H161V113ZM167 112V113H168ZM180 112V113H179ZM91 113V114H90ZM157 113H158V115H157ZM161 114V115H160ZM93 115V116H92ZM160 115V116H159ZM143 117H142V119L146 116V115H142ZM93 117V119L91 120L90 118H92ZM146 117H148V116H146ZM184 118V119H183ZM95 119V120H94ZM144 119H146V118H144ZM143 119V120H144ZM83 120V121H84ZM94 120V121H93ZM97 121V120H96ZM179 121H181V122H186V123H183V124H185V125H183V129H182V132L184 131V132H186L185 130H188V126H187V121H186V117H182V118H179ZM88 122H90V123H93L92 125L89 123V126H88ZM186 126V127H185ZM181 132V133H182ZM172 135H174L173 133H171ZM168 135H170V133L168 132V133H166V134H163V136L161 135V138L159 137V139H158V137L156 138L155 136H153V137H151L150 139H149V137H147L146 138V143H147V146H150V148L152 149V153H151V155L150 156H146V160L145 159H143V160H145L144 161V164L146 165V169H147V171H146V169L145 168H143V172L145 173H143L142 172V174L144 175V178H143V175H142V177H141V181L143 182V184H141V187H142V185H143V187H142V199H144V200H142V201H140V204L141 205H143L142 206V210L144 211H142L141 209H139L137 212L138 213H135V215H137L136 216V218H135V215H133L132 214V216H134V225H133V227L135 226V224H136V228L134 227V232L135 231H137V232H140V235H141V240H142V242H143V244H144V250L142 251V252H140V254L142 255V254H144V255H146V256H148L147 258H149V259H147L148 260V262L146 263L145 262V264H148V263H150V264H156V261H157V264H170V263H176V262H173V261H171L170 260V256H169V254H168V256H167V254L166 253H164V254H162V255H159V256H157V257H154V256H152L153 255V253H151V250H152V245H153V238H154V234H155V229L158 227V223H159V219L160 220H162V219H164L165 218V214H167L166 213V210H168V209H170V208H167L168 207V204H170L168 201H167V199L162 203V205H161V207L160 208H158L157 210H158V214L155 212L156 210L155 209H153V205H154V203H153V201H152V199H150L151 197H150V192L152 191V188H153V186H149V184H151V182H152V179H150V176L152 175L151 173H153V172H156V173H154L153 175H155L156 176V174L159 176L160 175V178L162 179V181H168V180H170V178H171V172H170V168L169 167H165V166H162V167H164V169L161 167V169L159 168H157L158 169V171H157V169H155L156 167H158V163H160L159 165H161V164H163V163H166V162H170L171 160H172V158H174V152H173V154H171L172 152H171V150L170 149H172V148H169L170 147V145L172 146V147H174L173 146V144H175V149L176 150H181V151H177V153H179V157L181 156L184 160V162H187V161H185V160H190V161H193V160H195V159H199L200 157H201V154H202V149H201V144H200V142H199V139H197L198 138V136H197V138L194 136V135H192L193 136V138L194 139H197V140H195V143H197V144H195V143H192L193 141H194V139H191L192 137L191 136H189V138L191 139H189L190 140V142H188L189 140H188V136L186 137V135H184V134H182V136L183 137H186V139L185 138H183L182 136L181 137H179L178 138V140L177 139H175V140H177V142L178 143H182V140H179V139H183V143L184 142H188L187 143V145L184 143V144H182V145H185L184 147L182 146V148L181 149H178L179 148V146L181 145V144H178L175 140L173 141L174 143H172V139H170V138H168ZM167 136V137H166ZM164 137H166V139L164 138ZM155 138V139H154ZM177 138V137H176ZM160 139H162L161 141H165L166 140V142L165 143H167V144H165V143H163V142H161L160 141ZM163 139H165V140H163ZM168 139H170V140H168ZM184 139L185 140H188V141H184ZM154 140L155 141H160L159 143L158 142H155L156 144H155V146H154V148H153V146H152V143L154 144ZM168 140V141H167ZM181 141V142H180ZM192 141V142H191ZM197 141V142H196ZM199 142V143H198ZM162 143V144H161ZM190 143V144H189ZM158 144V145H157ZM163 144H164V146H163ZM189 144V145H188ZM192 144V145H191ZM160 145V146H159ZM168 145H169V147H168ZM176 145H178V147L176 146ZM191 145V146H190ZM196 145H197V147H196ZM200 145V146H199ZM158 148H157V147ZM163 147H165V149H166V151L165 150H163L162 148ZM167 147V148H166ZM181 147V146H180ZM191 147H194V148H192V149H188V148H191ZM159 148H160V150H159ZM195 148H196V150H195ZM81 149V151L82 152H84V149L81 147L80 148ZM80 149L75 153V157H78V159L80 160V163L81 162H84V158H85V154L83 153V156L81 155L80 156V154H82V152L80 151ZM83 149V150H82ZM162 149V150H161ZM183 149H184V151H183ZM199 149H200V152H199ZM154 150L156 151L155 152V154H154ZM159 150V151H158ZM170 151V152H167V151ZM187 150H189V151H187ZM191 150V151H190ZM193 150H194V152H193ZM81 153H80V152ZM172 151H175L174 149H172ZM187 153V154H190V155H188L187 156V154L185 155L184 153ZM194 153V155H193V153ZM197 153V154H196ZM154 154V156H155V159H154V156H152ZM180 154H182V155H180ZM187 156V157H186ZM80 157V158H79ZM82 157H84V158H82ZM180 157V158H181ZM192 157V158H191ZM145 158V157H144ZM152 160H151V159ZM156 158H159V160L157 159V161H156ZM181 158V159H182ZM186 158V159H185ZM77 159V158H76ZM141 159V160H142ZM148 160V161H147ZM168 160V161H167ZM170 160V161H169ZM152 161H153V165H151L152 164ZM163 161V162H162ZM165 161V162H164ZM190 161H188L187 163H189ZM147 162H149L148 163V166H147ZM145 165L143 166V167H145ZM149 165H150V167H151V169H150V167H149ZM154 167V168H153ZM163 169V170H162ZM87 170V169H86ZM86 170H85V173H83V175L84 174H86V175H88L89 173H91L90 172V170H89V172H88V170H87V172H86ZM145 170V171H144ZM149 170H150V174H149ZM153 170V171H152ZM155 170V171H154ZM159 170H161V171H159ZM165 170H167L166 172H164ZM157 172H159V173H157ZM161 172V173H160ZM148 173V174H147ZM164 173V174H163ZM166 173V174H165ZM163 174V175H162ZM167 174H169L168 176H167ZM82 175V180H83V182L85 181L84 180V176L86 177L85 179L87 180V177L88 176H86V175H84L83 176ZM90 175V174H89ZM147 175H148V179H147ZM152 175V176H153ZM146 176V177H145ZM151 176V178H153ZM154 176V177H155ZM165 176V177H164ZM166 177H167V179H166ZM157 178V177H156ZM146 179H147V182H146V185H145V183H144V181H146ZM150 179V180H149ZM155 179V178H154ZM154 179H153V184H154ZM149 181H151V182H149ZM149 182V183H148ZM46 185V184H45ZM145 185V186H144ZM151 188H148V186ZM152 185V184H151ZM147 186V187H146ZM144 187H146L147 189H145ZM50 191H54V189H49ZM119 190L120 191H122L123 190V188L122 189H120L119 188ZM150 191L149 193H148V191ZM120 191H118V195H121L122 193H120ZM124 191V190H123ZM147 191V193H144V192H146ZM120 193V194H119ZM125 194V193H124ZM144 194H146V195H144ZM123 196V195H122ZM147 196V197H146ZM148 196L150 197L149 199H147L148 198ZM121 196H119V197H117L118 199V201L117 200H115V206H120V210L118 209V206L117 207H115V206H113L114 208L113 209H115V210H113V212L114 211H116V213H113L115 216H113V215H111L110 217L116 222V219L118 218L119 220H120V222L119 223H121V221H123L124 222V224H125V222L128 220V218H126V215L125 214H121V213H125L124 211H122V209H124V208H122L121 209V207H124V202L122 201V199L120 198ZM119 198L121 199V200H119ZM145 199H146V203H148V204H150V205H152V206H150V205H148V204H146V203H144L145 202ZM147 200H148V202H147ZM121 201H122V204H121ZM118 204H117V203ZM150 202V203H149ZM63 203H64V205L65 206H67L68 208H70L71 210H73L75 213H77L80 217H82L84 220H86L87 222H89L93 227H95V228H97L99 231H101L105 236H107L110 240H112V241H116L115 243H117L119 246L121 245V247L123 248V249H125L128 253H130L131 255H133L135 258H137L138 257V255H137V253L132 249V248H130L129 246V248L126 246V244L122 241V240H120V238L116 235V234H114V233H112V231L110 230H108V228H107V226H105L104 224H101L100 222L101 221H96L95 220V217H94V220L96 221H94L92 218V216H90L88 213H86L87 211L84 209V208H82L80 211L78 210V209H80L79 208V206H75V205H73V202H69V200H65L64 198H63ZM145 204H146V207H145ZM163 204H166V205H163ZM73 205V206H72ZM147 205H148V207H147ZM172 205V204H171ZM230 204H228L227 206H229ZM164 208H163V207ZM167 206V207H166ZM170 206V205H169ZM226 206V207H227ZM76 207V208H75ZM143 207H145V208H143ZM171 207V206H170ZM225 207V208H226ZM75 208V209H74ZM117 208V209H116ZM149 208H151V210L152 211H149L148 212V210H149ZM162 208H163V210H162ZM227 208H230V206L229 207H227ZM145 209V210H144ZM160 209H161V211H160ZM78 210V211H77ZM84 210V211H83ZM120 212H119V211ZM154 210V211H153ZM81 211H83V212H81ZM86 211V212H85ZM122 211V212H121ZM140 211V212H139ZM147 211V212H146ZM159 211H160V213H159ZM162 211H164V213H161ZM117 212H118V214H117ZM150 212H151V214H150ZM154 212V214L155 215H158V216H155L154 214L152 215V213ZM86 213V214H85ZM89 216H88V215ZM118 216H117V215ZM144 215L145 216V214H148L147 216H146V218H145V220H144V217H142V219H141V215ZM161 214L163 215V216H161ZM142 215V216H143ZM152 215V216H151ZM138 216H140L139 218H140V220L141 221H138ZM155 217V218H157V217H163L162 219H161V217L160 218H158V219H156L157 221H158V223H156V225H153L154 227V229L152 228L151 229V226H152V224L154 223V221L155 222H157L156 220H153V219H155V218H152V217ZM90 217V218H89ZM115 217H117V218H115ZM151 218V220H150V218ZM97 218V217H96ZM136 219V220H135ZM264 219V218H263ZM119 220H117V221H119ZM136 221H138V222H136ZM142 221H143V224H144V221H145V224H144V229L142 228V226H143V224H142ZM149 221H150V224H149ZM256 221V220H255ZM260 221L262 222V224H264V221L262 220V219H260ZM98 222V223H97ZM136 222V223H135ZM117 223V222H116ZM127 223V222H126ZM140 223H141V225H140ZM149 225H148V224ZM152 223V224H151ZM0 224L1 225H4L5 224V226H7V227H10L11 229H13V230H15V231H18L19 233H22V234H24V235H26V236H28V237H30L31 239H33V240H36V241H39V242H41V243H43V244H45V245H47V246H49V247H57V246H55V243L54 242H52L51 240H48V239H46V238H44V237H42V236H40V235H37L36 233L34 234V232L32 233V231H27L26 229H23V228H20V227H17V226H15V225H10L9 223H7V222H5V221H2V219H0ZM139 224V226H137ZM147 225V226H146ZM150 226V227H149ZM142 228V232H141V228ZM138 228H140V229H138ZM150 228V229H149ZM18 229V230H17ZM107 230V231H105V230ZM104 230V231H103ZM148 230H151V231H153L154 230V232H150L149 231V233L147 232ZM106 232V233H105ZM110 232H111V234H110ZM145 232V233H144ZM148 233V234H147ZM154 233V234H153ZM151 234H153V235H151ZM115 235L118 237V238H116L115 237ZM145 237L146 238V240L143 238V237ZM42 239V240H41ZM114 239H116V240H114ZM147 239H152L151 241H148ZM49 242V243H48ZM122 242L124 243V244H122ZM259 243H261L260 241H259ZM124 246V247H123ZM63 247H65L66 248V245H64ZM59 249H61V247H58ZM129 249V250H128ZM130 251V252H129ZM135 252V253H134ZM135 254V255H134ZM166 255V256H165ZM78 258H80L81 260H83V261H85V262H87V263H89V264H103V263H101V262H99V261H96L94 258H89V257H87V256H85V255H76ZM161 256H163V257H161ZM83 257V258H82ZM158 257H160V259L158 258ZM167 257V258H166ZM150 258L152 259V260H150ZM161 258H166L165 260H161ZM156 261H155V260ZM91 261V262H90ZM155 261V262H154ZM165 261V262H164ZM168 261H170V262H168ZM163 262V263H162ZM177 264V263H176ZM179 264V263H178Z\"/></svg>",
	"mask_w": 264,
	"mask_h": 264
}]
</instances>
